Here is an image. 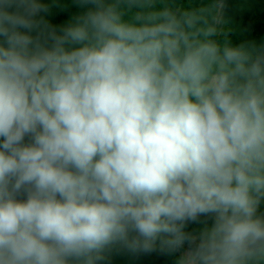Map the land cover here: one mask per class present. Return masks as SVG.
Wrapping results in <instances>:
<instances>
[{
  "label": "clouds",
  "instance_id": "obj_1",
  "mask_svg": "<svg viewBox=\"0 0 264 264\" xmlns=\"http://www.w3.org/2000/svg\"><path fill=\"white\" fill-rule=\"evenodd\" d=\"M77 3L57 28L0 0V264L160 233L191 264H264V43L212 39L222 3Z\"/></svg>",
  "mask_w": 264,
  "mask_h": 264
},
{
  "label": "trees",
  "instance_id": "obj_2",
  "mask_svg": "<svg viewBox=\"0 0 264 264\" xmlns=\"http://www.w3.org/2000/svg\"><path fill=\"white\" fill-rule=\"evenodd\" d=\"M49 6V11L41 13L54 27L66 25L73 17L85 11L77 0H40ZM177 4L188 5L189 0H175ZM195 6L224 5L218 34L212 39L237 45L245 41L264 43V0H192ZM221 12V10H220ZM219 12V18H220ZM28 138H25V142ZM2 142V138H0ZM26 191L16 194L17 199H26ZM211 219L201 216L198 221L187 222L184 232L198 234ZM69 264H180L172 233H160L149 252H133L122 241H114L99 251L87 256L70 257Z\"/></svg>",
  "mask_w": 264,
  "mask_h": 264
},
{
  "label": "rangeland",
  "instance_id": "obj_3",
  "mask_svg": "<svg viewBox=\"0 0 264 264\" xmlns=\"http://www.w3.org/2000/svg\"><path fill=\"white\" fill-rule=\"evenodd\" d=\"M220 10L221 12H220L219 24L221 25L223 8ZM262 209H264V205H262ZM173 236L175 237V248L180 258V264H191L190 253L192 251L193 245L188 240L179 241L174 234Z\"/></svg>",
  "mask_w": 264,
  "mask_h": 264
}]
</instances>
